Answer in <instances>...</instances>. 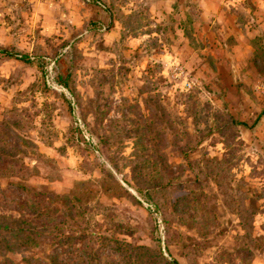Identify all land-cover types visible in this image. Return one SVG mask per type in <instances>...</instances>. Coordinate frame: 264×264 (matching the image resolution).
I'll return each mask as SVG.
<instances>
[{"label":"rangeland","instance_id":"374dc122","mask_svg":"<svg viewBox=\"0 0 264 264\" xmlns=\"http://www.w3.org/2000/svg\"><path fill=\"white\" fill-rule=\"evenodd\" d=\"M197 5L0 0V217L35 228L0 264H264V25Z\"/></svg>","mask_w":264,"mask_h":264},{"label":"trees","instance_id":"16d2710c","mask_svg":"<svg viewBox=\"0 0 264 264\" xmlns=\"http://www.w3.org/2000/svg\"><path fill=\"white\" fill-rule=\"evenodd\" d=\"M3 53L6 55H12L14 57H20L19 55L13 54L10 51H3ZM22 189L28 194L30 193L29 188L23 186ZM28 232L30 235L27 234ZM0 233H3L2 238L0 240L2 242L0 244H3L4 247H6L7 252L18 251L19 249H25V247L28 246L30 242L35 241V238H33V234L35 233V228H29V230L26 229L24 227L23 221L20 219H13V218L7 219L5 217H0ZM105 239L107 240V238ZM113 243H116L117 246L111 247V249L114 250L116 253L118 252L122 253L123 251L122 247L118 246L120 245V243H118V241H115ZM124 245L128 246L127 244ZM135 250L136 251L143 250V248H138ZM146 252H151V250L147 248ZM160 260L163 264H178L177 262L172 263L166 261L161 253H160ZM2 264H13V262L8 259H5V261ZM46 264H68V263L61 258V254L59 252L55 251L54 254L49 256Z\"/></svg>","mask_w":264,"mask_h":264},{"label":"crops","instance_id":"0c3cea01","mask_svg":"<svg viewBox=\"0 0 264 264\" xmlns=\"http://www.w3.org/2000/svg\"><path fill=\"white\" fill-rule=\"evenodd\" d=\"M165 1H173L176 0H165ZM197 3L199 10H203L207 17L213 15L214 11L217 12H230L228 15L224 17L225 20L230 22V25L240 26V27H248L251 25H257V27H263L264 23L261 21L264 20V0H217L215 3L214 0H193ZM252 3V4H251ZM257 11L259 15L257 18L250 17V12ZM241 12L242 17L239 18L237 13ZM246 14H245V13ZM222 18V16H220ZM218 18V19H220ZM252 20V21H251ZM262 23V24H261Z\"/></svg>","mask_w":264,"mask_h":264}]
</instances>
